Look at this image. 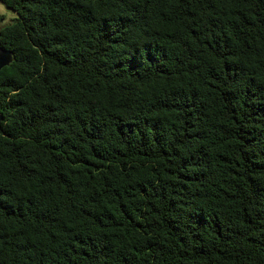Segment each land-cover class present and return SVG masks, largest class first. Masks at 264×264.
<instances>
[{"label":"trees","instance_id":"obj_1","mask_svg":"<svg viewBox=\"0 0 264 264\" xmlns=\"http://www.w3.org/2000/svg\"><path fill=\"white\" fill-rule=\"evenodd\" d=\"M1 1L0 264H264V0Z\"/></svg>","mask_w":264,"mask_h":264},{"label":"rangeland","instance_id":"obj_2","mask_svg":"<svg viewBox=\"0 0 264 264\" xmlns=\"http://www.w3.org/2000/svg\"><path fill=\"white\" fill-rule=\"evenodd\" d=\"M0 16H3V21H0V27L11 24L15 21L18 14L0 0Z\"/></svg>","mask_w":264,"mask_h":264},{"label":"water","instance_id":"obj_3","mask_svg":"<svg viewBox=\"0 0 264 264\" xmlns=\"http://www.w3.org/2000/svg\"><path fill=\"white\" fill-rule=\"evenodd\" d=\"M14 60V54L12 50L6 49L0 44V72L5 67L10 65ZM3 116L0 112V122L2 121Z\"/></svg>","mask_w":264,"mask_h":264}]
</instances>
